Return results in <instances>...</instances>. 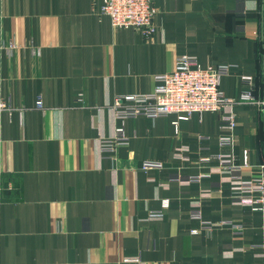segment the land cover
<instances>
[{
    "label": "crops",
    "instance_id": "obj_1",
    "mask_svg": "<svg viewBox=\"0 0 264 264\" xmlns=\"http://www.w3.org/2000/svg\"><path fill=\"white\" fill-rule=\"evenodd\" d=\"M103 3L0 0V98L14 108L0 113V264H264V211L235 196L216 157L232 150L250 165L234 175L258 173L263 106L234 104L232 148L223 113L176 127L175 114L123 122L112 106L152 92L185 55L231 64L227 97L254 76L264 100V0H155L148 38L113 28ZM120 125L128 142L104 152ZM197 207L211 233H191Z\"/></svg>",
    "mask_w": 264,
    "mask_h": 264
},
{
    "label": "built area",
    "instance_id": "obj_2",
    "mask_svg": "<svg viewBox=\"0 0 264 264\" xmlns=\"http://www.w3.org/2000/svg\"><path fill=\"white\" fill-rule=\"evenodd\" d=\"M158 8L155 0H104L100 14L110 17L115 29L132 28L141 32L147 38L155 32V16ZM231 68V64L203 66L196 56H181L177 60L174 70L156 76V85L152 92L117 95L113 101V110L118 119L135 118L140 115L149 117L169 116L175 114L176 127L180 120L189 119L197 113L202 116L205 112H220L222 114L221 128L225 134L220 135L219 142L223 147L232 148L235 142L234 130L236 115L233 111L234 104L254 103L264 105V100L257 97L255 78L252 75L245 76L248 88L238 98L225 96L220 84L221 79ZM38 105H43L38 100ZM13 106L0 98V113L12 111ZM128 137L123 125L116 127V136L113 139L103 140L104 152H111L116 145L125 144ZM225 171L233 176L227 180L235 196L240 198L243 204L250 205L254 210L264 211V164L258 166V173L245 177L242 173L234 175L235 171L242 172L243 167L250 166L246 160L244 165H237L234 161L232 150L221 152L216 156ZM144 168L158 167L160 164L153 161H145ZM198 179V178H192ZM168 200H164L167 206ZM191 216L199 221V226L191 229V233L201 231L211 233L215 223L203 218L201 209L193 208ZM152 219L160 218V212H152ZM243 227L240 224L233 225V234L241 235Z\"/></svg>",
    "mask_w": 264,
    "mask_h": 264
},
{
    "label": "trees",
    "instance_id": "obj_3",
    "mask_svg": "<svg viewBox=\"0 0 264 264\" xmlns=\"http://www.w3.org/2000/svg\"><path fill=\"white\" fill-rule=\"evenodd\" d=\"M261 85H262V83L259 80H256V92L258 91L259 87H263Z\"/></svg>",
    "mask_w": 264,
    "mask_h": 264
},
{
    "label": "water",
    "instance_id": "obj_4",
    "mask_svg": "<svg viewBox=\"0 0 264 264\" xmlns=\"http://www.w3.org/2000/svg\"><path fill=\"white\" fill-rule=\"evenodd\" d=\"M262 108H263V114H264V105H263V107H262Z\"/></svg>",
    "mask_w": 264,
    "mask_h": 264
}]
</instances>
